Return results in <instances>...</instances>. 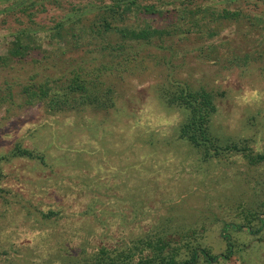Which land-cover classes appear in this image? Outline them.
I'll return each instance as SVG.
<instances>
[{
    "label": "rangeland",
    "instance_id": "obj_1",
    "mask_svg": "<svg viewBox=\"0 0 264 264\" xmlns=\"http://www.w3.org/2000/svg\"><path fill=\"white\" fill-rule=\"evenodd\" d=\"M120 1L0 0V55L24 33L48 54L0 80L71 79L74 68L90 72L113 58L127 68L105 80L115 93L109 111L0 106V264H87L122 249L136 262L153 256L145 246L158 238L179 261L190 257L187 243L220 256L231 242L230 258L213 264H264V162L252 159L264 154V0H133L165 14H130L119 27L178 30L128 41L132 60L98 51V38L71 36ZM185 8L195 24L175 18L172 10ZM225 9L262 21L216 20ZM58 23L63 42L52 38ZM106 40L120 42L113 31ZM181 89L213 96L205 127L217 148L182 136L190 111L169 100ZM17 149L36 158L14 156Z\"/></svg>",
    "mask_w": 264,
    "mask_h": 264
},
{
    "label": "trees",
    "instance_id": "obj_2",
    "mask_svg": "<svg viewBox=\"0 0 264 264\" xmlns=\"http://www.w3.org/2000/svg\"><path fill=\"white\" fill-rule=\"evenodd\" d=\"M120 1V0H119ZM172 12L176 14L178 12L179 16L175 15V18H180L182 21H186L187 24L193 23V15L195 12L189 10L188 8L176 11L173 9ZM137 15H158L163 16L165 12L160 11L155 6L138 4L137 1H121L117 3L116 6L110 7L108 10L102 14L96 15V20L89 24L88 29L79 32L78 35H71L77 37L76 42L82 43L81 38H87L99 40L96 46L98 51H107L109 56L129 57L132 60V56L135 55L132 52H125L123 50L126 43L130 40L133 41H144L151 42L154 38H161L164 35H174L178 27L177 24L179 19L173 22V30H152V29H131L128 27H119L117 23H122L127 21L130 14ZM170 13V11H167ZM166 13V14H167ZM189 15V18L187 17ZM116 17H118L116 19ZM242 17H246L242 9L230 11L228 9L222 10V12L217 13L216 20L226 19V20H240ZM246 19L250 22L251 28H256L258 23L261 22V18L254 16L252 14L248 15ZM118 27H114V24ZM56 35L52 36L55 41L63 42V24L58 23L56 25ZM115 32L120 38V42L112 44L107 41V36L109 32ZM80 37V38H79ZM77 43L71 44V47L76 50L80 47ZM93 43V41H90ZM70 48V47H69ZM61 49V48H60ZM66 51V49L62 48ZM89 52H94L95 49H88ZM118 51H122L118 53ZM47 52L42 50L41 45L36 42V39L25 34L14 35L11 42L8 43L7 55H0V75L6 69L15 70L18 65L24 64V62H29L33 60V63L41 62L43 59H47ZM261 57V55H260ZM128 58V59H129ZM113 58L111 61L105 63H99L93 65L94 67L89 71H86L84 65H80L74 68L72 73L73 77L71 79H64L62 77L56 79H50L49 77L41 80H36L37 75L30 76L27 81H20L17 76H12L11 78H2L0 80V106L7 104L10 107L20 106L23 107H33L35 105L41 104L45 107L46 111L50 114H63L71 111H77L84 106H94L96 108H103L109 111L110 108L114 106L113 98L115 97L114 90L106 85V78L114 75L116 72H125L126 67L120 68V64L115 62ZM126 66V65H125ZM21 69H23L21 67ZM95 73V74H94ZM122 74V73H121ZM121 76V75H120ZM20 97L17 101L16 97ZM170 102L172 104H177L180 107H184L190 111L189 123L183 127L182 136H187L190 141L195 145L200 146L201 141H208V146H205L210 150V148H217L214 141L211 138L210 133L206 130V124L210 120L212 114L216 111V106L214 103L213 96L205 90L202 91H187L181 89L180 92L173 91L170 95ZM19 102V103H18ZM198 125V126H197ZM211 148V150H212ZM231 147H229L230 150ZM244 150H247L244 148ZM14 156L36 158L34 153L29 150H19L14 152ZM254 162L262 163L264 162V154L258 156H253ZM225 239L230 241L229 236ZM169 243H164L162 238H158L155 245L152 242H147L146 249L152 247L153 256L140 255V258L135 262L134 252L132 249L125 250L122 249L117 252L116 255L111 256L107 254V257L101 255H96L91 259V263L87 264H198L199 255L204 262L207 264H213L219 259H229L233 253V245L228 243V253L226 255L215 256L212 255L208 250H199V244L193 245L192 243H187L185 249L189 251L190 257L184 261H179L177 259V251H165L168 249ZM102 254H105L102 250Z\"/></svg>",
    "mask_w": 264,
    "mask_h": 264
}]
</instances>
